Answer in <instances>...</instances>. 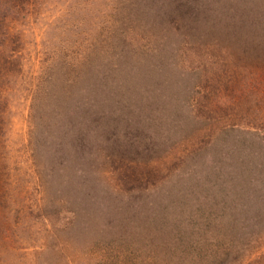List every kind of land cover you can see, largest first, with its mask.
Segmentation results:
<instances>
[{"label": "rangeland", "instance_id": "1", "mask_svg": "<svg viewBox=\"0 0 264 264\" xmlns=\"http://www.w3.org/2000/svg\"><path fill=\"white\" fill-rule=\"evenodd\" d=\"M30 1L0 46V264H200L212 217L258 177L228 129L243 123L233 109L251 69L228 50L180 64L194 29L178 10L208 0ZM196 209L211 227L184 256L164 224ZM241 215L230 206L220 221Z\"/></svg>", "mask_w": 264, "mask_h": 264}, {"label": "trees", "instance_id": "2", "mask_svg": "<svg viewBox=\"0 0 264 264\" xmlns=\"http://www.w3.org/2000/svg\"><path fill=\"white\" fill-rule=\"evenodd\" d=\"M30 3V0H0V46L6 40L4 39L6 35L13 29L8 23L12 19V14L15 11L25 10ZM198 3L199 10L195 3L189 4L184 11L178 10L179 16H185V22L192 21L194 29L185 39L186 47L177 45L180 64L187 63V66H192L193 62L189 56L202 57L207 55L206 51L228 50L233 58L236 57L238 65L245 72H253L250 75L252 77L247 73L248 76L245 81L243 80L237 93L240 94L241 105L233 109L238 111L241 117L243 116L244 124L242 123L241 128L238 129L236 128L238 124L232 123L228 129L239 131L244 135L240 138L241 146L245 147L246 152H250V157L253 153V159H256L257 163L254 169L258 177L254 176L257 181H243L242 189L236 190L238 195L236 202L233 201L232 205L228 204L229 209L230 206L238 205L239 212L242 214L240 217L235 219L229 217L226 221H220L222 217L227 216L229 209L227 212L221 209L218 215L212 217V222L214 218L219 220L217 222L219 226L217 228L214 226L213 233H209L213 236V243L207 241L206 246H202V251L196 258L197 263L199 260L200 264H226L229 257H232L231 261H245L244 264H248L255 257L264 255V0H208L205 6L199 1ZM212 3L217 7V14L213 17L210 13H205L209 11ZM175 26L179 27L180 24L175 23ZM131 38L132 42H137L139 46L137 47L144 54V58L153 49L151 41L144 33L137 32L138 41ZM164 40L173 44V39L166 33H162V43ZM100 46L104 45L100 44ZM70 63L72 71L68 76V83L71 86L79 79L80 74L73 68L75 64L73 59ZM159 73L161 75V71ZM158 79L154 81L153 87H159L158 85L161 84ZM163 81L165 80H162V84ZM123 107L127 109L125 105ZM250 136L254 137L253 140L249 138ZM248 161L250 162L251 159L249 158ZM226 188L228 189L227 186ZM214 195H218L217 198H219L218 192ZM195 214L197 209L193 215H184L181 220L179 218L172 225L164 224L165 233L178 240L180 252L184 256H189L192 250L196 251L200 240L202 244L206 241L204 238H202L204 240L196 241L195 237L199 238L200 233L204 232V221L206 218L210 219L211 213ZM180 225L181 228H179ZM210 227L211 225L207 226L205 231L209 232ZM186 248L192 249L188 251ZM169 250L171 251L170 247ZM246 250L249 251V257H254L253 259L245 260Z\"/></svg>", "mask_w": 264, "mask_h": 264}]
</instances>
